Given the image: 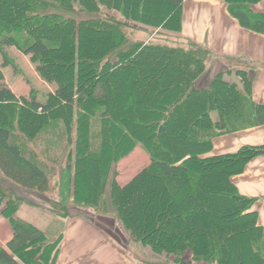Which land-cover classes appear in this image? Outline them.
Here are the masks:
<instances>
[{
    "label": "trees",
    "instance_id": "trees-1",
    "mask_svg": "<svg viewBox=\"0 0 264 264\" xmlns=\"http://www.w3.org/2000/svg\"><path fill=\"white\" fill-rule=\"evenodd\" d=\"M185 1L0 0V173L15 190L41 195L49 192L52 174L58 179L54 210L112 216L155 257L264 264L256 199L241 195L232 180L264 155V146L211 155L216 138L264 126V104L253 100L252 82L238 73L245 95L219 73L203 88L213 57L196 45L129 46L131 26L180 33ZM218 1L243 28L264 35V14L252 11L264 0ZM104 10L124 20L80 19ZM12 47L56 84L46 103L34 92L17 96L5 83ZM15 126L35 152L14 142ZM138 146L150 164L121 185L119 163ZM23 202L17 192L0 195L13 231L6 248L0 246V264H55L62 236L52 242L19 218Z\"/></svg>",
    "mask_w": 264,
    "mask_h": 264
},
{
    "label": "crops",
    "instance_id": "crops-1",
    "mask_svg": "<svg viewBox=\"0 0 264 264\" xmlns=\"http://www.w3.org/2000/svg\"><path fill=\"white\" fill-rule=\"evenodd\" d=\"M252 11L264 14V2L253 6ZM182 20L184 38L209 49L216 58L202 87H210L215 74L225 67L224 61H241L248 67L253 100L264 104V35L243 28L231 16L228 5L218 0H186ZM217 116L213 114L214 119H218ZM246 146H264V126L216 138L211 155L235 153ZM232 180L241 195L256 199L252 210L258 214V223L264 228V155L250 161L244 172ZM59 219L63 231L57 236L58 229L55 230L54 239L62 236L55 264H141L132 261L113 236L105 237L90 220L83 217ZM109 221L113 220H107L106 224H110ZM12 236L10 223L0 217V246L6 248Z\"/></svg>",
    "mask_w": 264,
    "mask_h": 264
},
{
    "label": "rangeland",
    "instance_id": "rangeland-1",
    "mask_svg": "<svg viewBox=\"0 0 264 264\" xmlns=\"http://www.w3.org/2000/svg\"><path fill=\"white\" fill-rule=\"evenodd\" d=\"M97 17H101L103 19L109 18L116 20H124L123 16L120 13L108 10H104L103 13H101L100 15H80V19L82 20ZM182 31L183 20L182 29L180 33L171 32L159 28H143L141 26H138L137 28L131 26L130 28L125 29L126 35L129 39V46L138 42L161 43L162 45H170L177 47L182 46L184 48H191L192 45H196L192 41L186 40L182 34ZM199 47L204 48L202 46ZM7 51L10 60L13 64L12 66L2 69V73L7 86L12 89V91L16 93L17 96L29 97L31 93L34 92L41 103H46L48 100V96L50 94L55 93L57 89L56 84L49 83L40 76L37 71L38 63L36 61H33L30 56H25L22 51L14 47L9 48ZM212 57L213 58L210 61L209 65V71L211 69L212 61L216 59L214 54H212ZM2 63L3 57L0 55V65ZM224 66L225 67H223L221 70H218V74H223V78L225 81L236 84L238 86V89L243 94H248V92L244 90L243 84L241 83V80L238 76L239 72H243L246 74L248 80H250L248 74V67L246 66V64L241 61H224ZM216 75L217 74H215V76ZM216 118H218V116ZM15 124H17L16 120ZM74 134H76V132H74ZM13 135L14 142L16 144L21 145V147L23 145L25 147V150L30 149L34 151V144L27 141V138L22 134V132L18 131L17 126H15V131ZM149 164L150 157L148 153L143 149V147L138 146L128 157H126L119 163V173L117 176L118 183H120L121 185H126L140 171L149 166ZM50 177V190L48 193L41 195L32 192L15 190V187L13 188V186L8 184L4 180L3 175L0 173V195L9 196L12 191L15 193L17 192L19 197L22 198V200L24 201L17 213V216L42 229L48 235L47 237L49 238V240L53 239L50 240L52 242L56 240L54 239L55 230L58 229L57 236H59L60 233L63 231V225L61 224L62 221L59 218L65 217L62 219H69L72 217H83L96 224L98 228L104 232L105 237L111 238V236H113L116 242L118 244H121V246L123 247L121 248L124 249L126 254L130 255L132 261L134 260L141 264H176L174 263V257H167L166 255H163L161 257H155L150 248L140 247L138 244L135 243L130 234L126 232L125 229L120 225L117 219L113 218L112 216H104L98 214L96 210L89 208L73 207L68 210L69 217L65 215V211H62L60 209H58V211L54 210L53 203L59 200L58 195L55 191V184L57 183L58 179H56V177H54L52 174ZM109 199L110 197L108 192L105 196V200ZM4 206L5 205L0 208V217L3 216L2 210ZM107 220L113 221H109L110 224H106ZM185 260L187 262L192 260L191 252H187V254L185 255ZM194 263L196 262H193V264Z\"/></svg>",
    "mask_w": 264,
    "mask_h": 264
}]
</instances>
